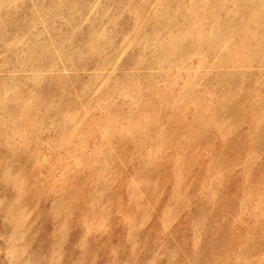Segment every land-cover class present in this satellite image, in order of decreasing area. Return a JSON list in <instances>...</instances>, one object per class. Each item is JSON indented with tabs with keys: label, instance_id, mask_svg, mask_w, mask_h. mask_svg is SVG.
Segmentation results:
<instances>
[{
	"label": "rangeland",
	"instance_id": "374dc122",
	"mask_svg": "<svg viewBox=\"0 0 264 264\" xmlns=\"http://www.w3.org/2000/svg\"><path fill=\"white\" fill-rule=\"evenodd\" d=\"M0 264H264V0H0Z\"/></svg>",
	"mask_w": 264,
	"mask_h": 264
}]
</instances>
